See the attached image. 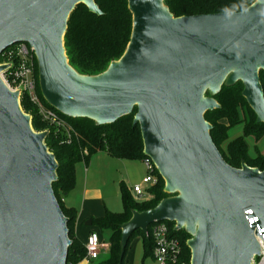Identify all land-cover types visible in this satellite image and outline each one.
<instances>
[{
  "label": "water",
  "instance_id": "1",
  "mask_svg": "<svg viewBox=\"0 0 264 264\" xmlns=\"http://www.w3.org/2000/svg\"><path fill=\"white\" fill-rule=\"evenodd\" d=\"M78 4L100 15L95 0H0V54L26 43L37 65L45 102L68 117L109 124L130 114L139 125L143 154L161 176L162 198L120 225V257L133 232L172 222L189 238L187 264H251L264 228V169L229 165L210 135L214 96L237 81L264 123V0L231 19L223 13L175 17L165 0H127L129 41L117 59L95 74L68 60L64 35ZM0 64V264H66L67 218L54 194L58 163L11 89ZM251 210V214L245 213ZM257 222L248 225L250 218ZM185 264V263H183Z\"/></svg>",
  "mask_w": 264,
  "mask_h": 264
},
{
  "label": "trees",
  "instance_id": "2",
  "mask_svg": "<svg viewBox=\"0 0 264 264\" xmlns=\"http://www.w3.org/2000/svg\"><path fill=\"white\" fill-rule=\"evenodd\" d=\"M253 0H246L249 6ZM239 0H165V4L175 17L198 14L223 13L221 10ZM101 14L90 12L83 4H78L70 13L64 35V47L69 63L80 73L95 74L104 70L111 60L117 59L123 53L131 33L132 17L127 6V0H95ZM16 44L7 47L14 50ZM11 68L16 66V54L11 56ZM35 62L36 90L44 107L55 110L48 105L40 94L37 80V65ZM260 83L264 93V70L259 72ZM243 85L237 81L231 86H222L214 96L220 107L205 112V119L211 124L210 135L213 143L224 160L232 167L239 168L241 162L250 167L264 169V153L255 148L254 156L249 154L247 138L252 137L258 142L264 137V123L256 121V115L247 104L241 91ZM22 109L31 115V125L35 131L47 130L44 142L58 163L57 179L52 183L54 194L61 210L67 218V227L71 244L68 248L66 264H75L85 257L84 245L74 234L76 210L64 204L63 198L75 185V165L79 161L88 163L90 157L97 152H105L111 157L126 160H142L143 142L139 125H133V115L136 108L116 121L96 125L94 121L83 117H68L55 110L72 128L70 139L64 131L55 128L43 120L38 109L23 94L20 98ZM242 124L241 134L228 140V130ZM158 182L148 189L150 198L144 201L134 200L130 190L119 183V194L122 210L106 211L105 215L92 219L101 231H109L108 257L102 264H124L129 239L135 233L139 234L143 243V259L152 257L153 240L151 227L146 236L141 230H136L127 240L123 256L120 257V225L131 217L132 210L143 211L154 207L167 194L163 191L164 182L156 170ZM170 227V235L176 237L181 245V252L175 264H187L190 250L186 245L189 238L183 229L173 230V223L166 221Z\"/></svg>",
  "mask_w": 264,
  "mask_h": 264
},
{
  "label": "built area",
  "instance_id": "3",
  "mask_svg": "<svg viewBox=\"0 0 264 264\" xmlns=\"http://www.w3.org/2000/svg\"><path fill=\"white\" fill-rule=\"evenodd\" d=\"M12 54H16L17 63L8 74H3V78L11 89H20L21 96L24 94L28 100L37 107L41 118L53 125L55 128L64 131L67 138L70 139V131L72 128L64 121V119L53 109L44 107L39 99L36 90L35 79V62L34 54L26 43H16ZM145 166V174L141 183L133 184L130 187V192L136 200H147L150 198L148 189L158 182V175L156 174V167L152 160L145 156L142 159ZM245 213L251 214V210ZM257 222L256 217H252L248 221L251 226ZM151 235L153 240L152 258L156 264H175L181 252V245L179 240L170 235V227L166 221L155 222L151 224ZM258 231L259 243L261 246L259 256L253 258L251 264H264V228L256 226ZM109 249V242L99 240L97 235L91 234L88 237L85 245V258L88 260L97 259L102 250Z\"/></svg>",
  "mask_w": 264,
  "mask_h": 264
},
{
  "label": "rangeland",
  "instance_id": "4",
  "mask_svg": "<svg viewBox=\"0 0 264 264\" xmlns=\"http://www.w3.org/2000/svg\"><path fill=\"white\" fill-rule=\"evenodd\" d=\"M11 51L12 50L9 49L4 52L3 60H0V64L11 63ZM10 70L11 69L9 68L5 71L6 73H4L8 74ZM239 131H241L240 126L237 125L235 127H232L231 129H229L228 136L235 137L239 134ZM262 153H264V151H262ZM89 163L91 164V171L89 172L88 179L90 187L93 190H99L103 196L102 200L98 202L97 217L105 215L107 210L113 212L121 211L122 202L119 194V182L123 180L128 185V187L136 183H141V180L145 174L144 164L140 161L110 158V156H107V154L102 151L93 154L88 161V166ZM85 167L86 164L84 163V161H79L78 163H76V181L79 180L78 174L85 170ZM170 195L172 194L167 193V196ZM64 198L66 199L67 195H64ZM99 212H101L100 215ZM95 234L97 235L99 240L104 239L105 241H108L110 233L109 231H101L98 228ZM87 241L88 238L84 245L87 244ZM97 260H100V258L96 259L95 261ZM124 264H156L151 256H147L143 259L142 238L137 233L132 235L129 239V245L126 249Z\"/></svg>",
  "mask_w": 264,
  "mask_h": 264
},
{
  "label": "crops",
  "instance_id": "5",
  "mask_svg": "<svg viewBox=\"0 0 264 264\" xmlns=\"http://www.w3.org/2000/svg\"><path fill=\"white\" fill-rule=\"evenodd\" d=\"M238 126H240L241 128V131L238 132L239 134L235 137L228 136V140H232L241 134L242 124H238ZM228 133H229V130H228ZM247 139L246 140L249 145V154L251 156H254L255 148L258 149V151L261 153L262 151H264V137H262L258 142H255L252 137H248ZM107 156L109 155L107 154ZM110 158H115V157L110 156ZM117 159H120V158H117ZM122 160H126V159H122ZM132 161H140L141 163H143L142 160H132ZM85 168H86L85 170H83L81 173L78 174L79 175L78 181H76L77 171L75 168V185L73 189L66 194L67 198L66 199L63 198L65 205L69 207H74V209L76 210V218H75V223H74V234L83 245L86 243L88 236L91 234H95L96 230L99 228L97 225L92 223V219L97 218L98 202H100L103 197L102 193L99 190H93L90 187V184L88 182L89 172L91 171V164L89 163V166H88V163H87ZM120 182H123L127 186V188L130 190L131 186L128 187V185L123 180ZM100 213L101 212H99V215ZM108 250L109 249L102 250L99 253V256L97 259L100 258V260H97V261H95L96 259L88 260L85 257H83L81 260H79L75 264H102V262L108 257Z\"/></svg>",
  "mask_w": 264,
  "mask_h": 264
},
{
  "label": "clouds",
  "instance_id": "6",
  "mask_svg": "<svg viewBox=\"0 0 264 264\" xmlns=\"http://www.w3.org/2000/svg\"><path fill=\"white\" fill-rule=\"evenodd\" d=\"M226 18L231 19L236 13H247L249 7L246 3V0H239L238 3H234L229 7H225L221 10Z\"/></svg>",
  "mask_w": 264,
  "mask_h": 264
}]
</instances>
